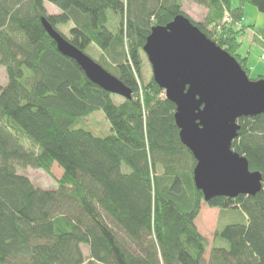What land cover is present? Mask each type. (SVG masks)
<instances>
[{"label":"trees","instance_id":"trees-1","mask_svg":"<svg viewBox=\"0 0 264 264\" xmlns=\"http://www.w3.org/2000/svg\"><path fill=\"white\" fill-rule=\"evenodd\" d=\"M186 1L207 7L192 21L250 75L249 56L240 53L248 26L240 23L247 4L264 12V0L236 7L231 0H0V65L8 76L0 84V264H264V183L255 195L204 200L176 105L143 49L153 26L189 16ZM48 3L60 11L50 13ZM42 18L88 55L96 46L99 57L90 56L132 98L117 103V94L92 82L58 50ZM69 22L67 35L59 25ZM253 38L264 49V26ZM97 110L109 134L76 126ZM238 123L232 147L264 182V114ZM55 166L62 173L54 188L19 171L52 174ZM203 201L221 210L212 240L195 223Z\"/></svg>","mask_w":264,"mask_h":264},{"label":"water","instance_id":"water-1","mask_svg":"<svg viewBox=\"0 0 264 264\" xmlns=\"http://www.w3.org/2000/svg\"><path fill=\"white\" fill-rule=\"evenodd\" d=\"M185 14L152 27L143 47L154 80L176 105L180 139L193 153L196 187L204 200L255 195L263 176L233 149L242 116L264 114V78L253 79L240 62ZM58 50L75 60L104 90L132 98V89L42 18ZM5 264V263H2Z\"/></svg>","mask_w":264,"mask_h":264},{"label":"rangeland","instance_id":"rangeland-1","mask_svg":"<svg viewBox=\"0 0 264 264\" xmlns=\"http://www.w3.org/2000/svg\"><path fill=\"white\" fill-rule=\"evenodd\" d=\"M239 0H231L232 6L236 7L238 5ZM50 13H57L60 9L52 3H48L47 5ZM185 11L190 15L194 20H200L204 17L207 12V7L197 5L194 2L186 1L184 5ZM241 25H247L248 29L243 34L242 40L243 45L240 49V53L249 56L250 66V76L251 78H258L259 75L264 73V59L262 58V54L264 53V49L261 46L260 42L255 40L253 37L256 31L260 32V28L264 26V12H261L255 5L247 4L245 6L244 17L242 19ZM240 25V26H241ZM73 25L69 23L60 24L59 28L67 35H70V29ZM239 26V27H240ZM92 57L98 58L99 52L97 51L96 46L93 44L90 45L86 50ZM145 67H148L146 65ZM8 82V76L5 66L0 65V84H6ZM115 101L118 103L121 100L120 95L114 96ZM76 126H81L91 130L96 135H106L111 132V126L108 119L105 116V113L102 110H97L93 112L86 120L81 123H77ZM19 171L23 174L28 175L32 181H34L37 185L44 188H54L56 187V179L61 176L62 168L59 166H55L52 169V174L48 173L42 169L36 168H19ZM219 210L213 209L206 204L205 201L202 203V209L199 216L196 218L195 223L200 225L201 232L204 233L209 240H212L215 226L218 224ZM231 213V212H230ZM238 212L232 213L230 215L233 217L237 215ZM233 218H231L232 220ZM236 220V219H234ZM197 225V224H196ZM84 248V254L87 256L88 247Z\"/></svg>","mask_w":264,"mask_h":264},{"label":"crops","instance_id":"crops-1","mask_svg":"<svg viewBox=\"0 0 264 264\" xmlns=\"http://www.w3.org/2000/svg\"><path fill=\"white\" fill-rule=\"evenodd\" d=\"M242 55H244V54H242ZM211 208H213V209H218L219 211V215L221 214V210L219 209V208H217V207H211ZM218 221H219V217H218ZM197 224V227H201L200 225H198V223H196ZM216 227H217V224H216V226H215V229H216ZM199 230H201L200 228H199ZM215 232V231H214Z\"/></svg>","mask_w":264,"mask_h":264},{"label":"built area","instance_id":"built-area-1","mask_svg":"<svg viewBox=\"0 0 264 264\" xmlns=\"http://www.w3.org/2000/svg\"><path fill=\"white\" fill-rule=\"evenodd\" d=\"M225 21H231V17L228 14L225 16ZM262 58L264 59V53L262 54Z\"/></svg>","mask_w":264,"mask_h":264}]
</instances>
